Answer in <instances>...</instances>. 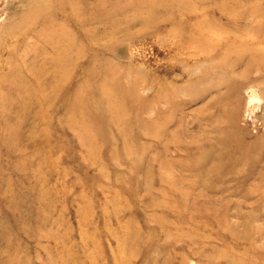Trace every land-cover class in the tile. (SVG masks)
<instances>
[{"label":"rangeland","instance_id":"374dc122","mask_svg":"<svg viewBox=\"0 0 264 264\" xmlns=\"http://www.w3.org/2000/svg\"><path fill=\"white\" fill-rule=\"evenodd\" d=\"M263 111L264 0H0V264H264Z\"/></svg>","mask_w":264,"mask_h":264},{"label":"bare ground","instance_id":"6f19581e","mask_svg":"<svg viewBox=\"0 0 264 264\" xmlns=\"http://www.w3.org/2000/svg\"><path fill=\"white\" fill-rule=\"evenodd\" d=\"M251 19V18H250ZM85 24V23H84ZM83 24V25H84ZM79 25V24H78ZM82 25V24H81ZM83 27V26H82ZM192 38V37H191ZM159 41V40H158ZM162 43V42H161ZM174 47V46H173ZM179 50V49H178ZM167 54V53H166ZM181 57V56H180ZM192 68V67H191ZM183 69V68H182ZM231 73H233V70H231ZM243 74V73H242ZM223 76V75H222ZM179 77V76H178ZM177 77V78H178ZM233 77L230 76V78L228 77V79H226L224 82H222L223 86H224V93L223 95H225V93L228 92V94H236L235 98L236 100H240L241 99V93L240 90L245 86L246 83H248L250 80L245 76L242 75L241 79L238 83L237 80H233ZM249 89V88H248ZM161 92V91H160ZM173 92V91H172ZM257 93V92H256ZM263 95V94H262ZM159 96V95H158ZM163 98V97H162ZM238 102V101H237ZM253 108V107H252ZM264 112V111H263ZM231 121H229L230 126H234L235 128L237 127V123H238V118H239V112L237 110V108H235L232 112H231ZM229 134V133H228ZM236 136H238L237 133H235ZM231 136V135H230ZM234 138V137H233ZM229 140V139H228ZM226 150V149H225ZM249 218V217H248ZM259 219V218H258ZM259 221V220H258ZM259 231V230H258ZM261 235V234H259ZM262 243V242H260ZM256 247V246H255ZM258 249V248H257ZM263 250V249H262Z\"/></svg>","mask_w":264,"mask_h":264}]
</instances>
